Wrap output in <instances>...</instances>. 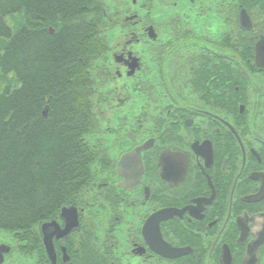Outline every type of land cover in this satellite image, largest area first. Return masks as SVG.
I'll return each instance as SVG.
<instances>
[{
  "label": "flooded vegetation",
  "instance_id": "obj_1",
  "mask_svg": "<svg viewBox=\"0 0 264 264\" xmlns=\"http://www.w3.org/2000/svg\"><path fill=\"white\" fill-rule=\"evenodd\" d=\"M98 1L94 180L0 264H264V0Z\"/></svg>",
  "mask_w": 264,
  "mask_h": 264
},
{
  "label": "trees",
  "instance_id": "obj_2",
  "mask_svg": "<svg viewBox=\"0 0 264 264\" xmlns=\"http://www.w3.org/2000/svg\"><path fill=\"white\" fill-rule=\"evenodd\" d=\"M100 10L98 0H0V230L25 254L39 253V224L87 192L101 161L88 141L103 43L88 16Z\"/></svg>",
  "mask_w": 264,
  "mask_h": 264
},
{
  "label": "water",
  "instance_id": "obj_3",
  "mask_svg": "<svg viewBox=\"0 0 264 264\" xmlns=\"http://www.w3.org/2000/svg\"><path fill=\"white\" fill-rule=\"evenodd\" d=\"M47 111H48V107L44 108V115L45 116L47 115ZM129 156H125L122 159V162H124L126 159H128ZM60 216H61V218H63V220L65 222H67V227H70V226L74 225L73 222H78V211H77V209H76V207L74 205L62 207L61 210H60ZM50 222H56V221H50ZM46 244H47V247H48L49 254H50L51 258H53L54 249H53V245H52V242H51V236H48V238H46ZM1 261L2 260H0V262Z\"/></svg>",
  "mask_w": 264,
  "mask_h": 264
},
{
  "label": "rangeland",
  "instance_id": "obj_4",
  "mask_svg": "<svg viewBox=\"0 0 264 264\" xmlns=\"http://www.w3.org/2000/svg\"><path fill=\"white\" fill-rule=\"evenodd\" d=\"M96 85H97V83H96ZM96 85H95V88H96ZM93 99H94V97H93ZM95 118H96V120H97V122H98L97 117H95ZM98 123H99V122H98ZM89 137H90V135L88 136V141H89ZM90 143H91V142H90ZM91 146H92V145H91ZM4 236H5V239L14 238L12 234L0 230V241H1V239H2ZM14 258L16 259V261L19 262V264H35V263H34V259H35V258L32 259V258H30V257L23 256V255H20V254H19V255H18V254L14 255Z\"/></svg>",
  "mask_w": 264,
  "mask_h": 264
}]
</instances>
